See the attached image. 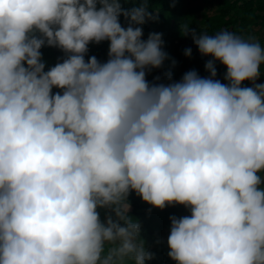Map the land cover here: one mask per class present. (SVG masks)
<instances>
[{"label": "clouds", "instance_id": "9594fccd", "mask_svg": "<svg viewBox=\"0 0 264 264\" xmlns=\"http://www.w3.org/2000/svg\"><path fill=\"white\" fill-rule=\"evenodd\" d=\"M148 5L0 0V264H146L132 192L190 211L169 217L176 264H264V47L185 25L210 75L150 83L171 58ZM44 47L65 54L47 71Z\"/></svg>", "mask_w": 264, "mask_h": 264}, {"label": "trees", "instance_id": "16d2710c", "mask_svg": "<svg viewBox=\"0 0 264 264\" xmlns=\"http://www.w3.org/2000/svg\"><path fill=\"white\" fill-rule=\"evenodd\" d=\"M129 9L133 3H127ZM126 8V5H123ZM149 11L156 20L144 24L143 39H147L151 32L161 33L165 42L164 50L169 54L168 61L161 69H153L147 76L148 81L168 83L165 74L172 72L173 79L179 81L183 74L190 70H196L200 76L207 77L210 74L205 70V63L211 57H202L194 44L191 35H184L185 25L197 32L203 31L214 35L218 31L228 30L239 35L257 36V40L264 47V0H149ZM122 26H127L124 17L120 18ZM154 22V23H153ZM152 23V24H151ZM155 25L152 29L151 26ZM254 29H257L254 31ZM90 44L89 52L85 59L96 56L101 62L108 59L107 48L103 44ZM191 48L192 57L185 56V49ZM43 60L46 62V71L61 61L65 54L51 47L41 49ZM172 59L177 63L173 67ZM226 67L217 62V79L222 83H227L223 79ZM261 77L257 83H264V66L261 69ZM156 76H160L161 81H154ZM243 86L251 87L250 81H245ZM60 91L53 89V92ZM131 205L130 215L141 224V238L145 242L146 248L154 253V258L146 264H176L167 253L169 248L165 238L170 233V216L190 215V211L182 205L168 206L164 210L152 208L145 203L135 192L128 197ZM151 209V211H149ZM101 218L106 215V211L100 210Z\"/></svg>", "mask_w": 264, "mask_h": 264}, {"label": "rangeland", "instance_id": "374dc122", "mask_svg": "<svg viewBox=\"0 0 264 264\" xmlns=\"http://www.w3.org/2000/svg\"><path fill=\"white\" fill-rule=\"evenodd\" d=\"M124 5H126V9H129V5H128L127 3H125ZM150 22H151V20H148L145 24L150 23ZM153 23H154V22H153ZM151 24H152V23H151ZM151 28L154 29V28H155V25H152ZM256 30H257V29H254V31H256ZM256 38H257V36H256ZM103 44H104L105 47L107 48V52H108L109 42L105 41ZM165 241H167V237L165 238Z\"/></svg>", "mask_w": 264, "mask_h": 264}]
</instances>
